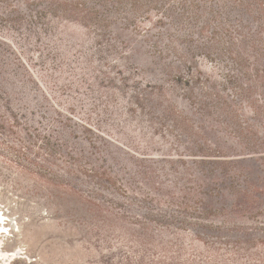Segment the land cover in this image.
<instances>
[{
    "label": "trees",
    "instance_id": "obj_1",
    "mask_svg": "<svg viewBox=\"0 0 264 264\" xmlns=\"http://www.w3.org/2000/svg\"><path fill=\"white\" fill-rule=\"evenodd\" d=\"M31 6L39 20L91 29L95 39L115 20L139 32L148 55L163 60L165 78L134 80L124 111L141 117L139 142L156 145L159 136L162 144L140 151L134 148L141 143L127 146L81 121L98 156L69 151L54 130L21 125L0 95V173L50 187L56 200L70 198L125 264H240L241 251L264 244L258 236L264 232V0H32ZM172 23L177 33L164 34ZM200 55L209 67L192 65ZM174 63L186 68L174 72ZM119 150L123 156L114 155ZM57 162L65 166L58 172L51 168ZM76 174L90 189L67 178Z\"/></svg>",
    "mask_w": 264,
    "mask_h": 264
},
{
    "label": "rangeland",
    "instance_id": "obj_2",
    "mask_svg": "<svg viewBox=\"0 0 264 264\" xmlns=\"http://www.w3.org/2000/svg\"><path fill=\"white\" fill-rule=\"evenodd\" d=\"M31 2L0 0V95L20 116L21 125L24 121L40 132L54 130L69 151H92L91 156L96 157L95 148L84 137L88 133L83 131L81 121L127 146L140 145V138L134 136L141 117L134 113L126 116V100L134 80L142 83L165 78L163 60L148 55L149 48L139 32L125 30L118 20L109 24L104 36L95 39L91 29L80 33L68 23L39 20L38 8ZM178 30L179 26L172 23L163 32L173 34ZM161 40L163 43L164 37ZM120 42L126 43L121 49ZM186 47L179 43L185 55ZM127 48L129 53L124 54ZM171 60L177 59L172 55ZM198 64L209 67V61L201 55L192 63ZM174 65V72L186 68L183 63ZM217 66L212 63L211 67L219 72L222 64ZM176 102L185 105L181 100ZM57 110L62 113L57 115ZM110 110H114L112 115H108ZM65 116L71 119H62ZM153 139L156 145L142 142L143 148L134 149L156 151L162 138ZM122 152L114 155L123 156ZM51 168L58 172L65 166L57 162ZM25 178L0 173V179H4L0 182V222L5 224L4 234L0 233V264H125L124 254L106 246L88 215L80 216L76 203L70 198L56 200L53 189ZM67 178L82 189L92 186L82 174ZM258 234L264 239V232ZM241 254L240 264H264L263 243Z\"/></svg>",
    "mask_w": 264,
    "mask_h": 264
},
{
    "label": "bare ground",
    "instance_id": "obj_3",
    "mask_svg": "<svg viewBox=\"0 0 264 264\" xmlns=\"http://www.w3.org/2000/svg\"><path fill=\"white\" fill-rule=\"evenodd\" d=\"M2 218H3V217L0 216V219H2ZM4 228H5V224H4V223L2 224V223L0 222V230H1L0 233H1V234H4V231H5ZM0 255H1V253H0Z\"/></svg>",
    "mask_w": 264,
    "mask_h": 264
}]
</instances>
